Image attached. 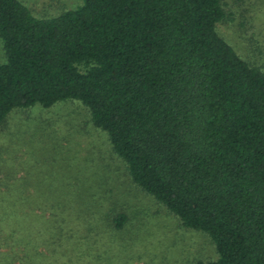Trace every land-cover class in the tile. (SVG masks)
<instances>
[{"label": "trees", "instance_id": "16d2710c", "mask_svg": "<svg viewBox=\"0 0 264 264\" xmlns=\"http://www.w3.org/2000/svg\"><path fill=\"white\" fill-rule=\"evenodd\" d=\"M257 15L264 0H82L52 18L0 0V128L80 102L132 185L210 238L218 259L196 264H264L262 52L219 32L249 44ZM18 175L0 180L1 264L85 263L90 201L23 192ZM110 208L107 233L126 230V207Z\"/></svg>", "mask_w": 264, "mask_h": 264}, {"label": "rangeland", "instance_id": "374dc122", "mask_svg": "<svg viewBox=\"0 0 264 264\" xmlns=\"http://www.w3.org/2000/svg\"><path fill=\"white\" fill-rule=\"evenodd\" d=\"M22 1L40 18L58 16L82 3V0ZM261 16L257 15L256 22H252L255 30L245 34L249 44L239 39L238 31L231 26L220 25L219 32L242 53L245 48L250 51L251 39L255 38L254 43L259 44L262 52L256 59L264 63ZM17 172L18 177L22 176L23 192L61 193L68 197L80 194L90 201L89 226H94V234L99 237L94 236L89 244L82 245L88 253L81 264H196L218 259L215 245L206 234L183 227L151 196L132 185L106 133L93 127L89 111L80 102L65 101L50 109L35 106L10 113L0 128V180L12 178ZM59 177L71 181L64 183ZM1 191H5L2 185ZM122 205L127 211L121 208L118 211L129 215L127 229L107 233L110 207Z\"/></svg>", "mask_w": 264, "mask_h": 264}]
</instances>
